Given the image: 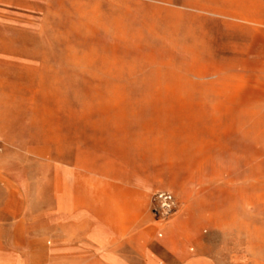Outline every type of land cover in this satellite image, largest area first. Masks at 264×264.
<instances>
[{"label":"rangeland","instance_id":"obj_1","mask_svg":"<svg viewBox=\"0 0 264 264\" xmlns=\"http://www.w3.org/2000/svg\"><path fill=\"white\" fill-rule=\"evenodd\" d=\"M0 264H264V0H0Z\"/></svg>","mask_w":264,"mask_h":264},{"label":"built area","instance_id":"obj_2","mask_svg":"<svg viewBox=\"0 0 264 264\" xmlns=\"http://www.w3.org/2000/svg\"><path fill=\"white\" fill-rule=\"evenodd\" d=\"M155 212L160 216H168L175 209V198L170 191H159L155 195Z\"/></svg>","mask_w":264,"mask_h":264}]
</instances>
